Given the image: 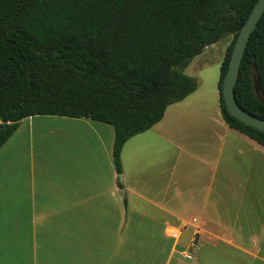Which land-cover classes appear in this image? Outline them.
<instances>
[{
  "label": "crops",
  "instance_id": "1",
  "mask_svg": "<svg viewBox=\"0 0 264 264\" xmlns=\"http://www.w3.org/2000/svg\"><path fill=\"white\" fill-rule=\"evenodd\" d=\"M207 101L198 85L170 105L159 123L128 140L121 155L123 183L114 164L112 125L55 115L21 120L0 149V264H145L144 248L130 246V236H158L178 221L201 237L187 264H207L205 251L216 253L215 264H264V205L260 212L251 206L237 216L225 211L227 197L241 181L235 155L248 157L242 180L264 199V145L224 121L218 88L210 120L213 142L206 144L211 151L203 160L206 183L185 181L176 164L141 163L146 152L159 161L161 141L173 146L175 157L194 158L171 135H186L182 121L202 116ZM45 125L86 133L78 150L62 154L66 164L54 167L42 151L32 149V127Z\"/></svg>",
  "mask_w": 264,
  "mask_h": 264
},
{
  "label": "trees",
  "instance_id": "2",
  "mask_svg": "<svg viewBox=\"0 0 264 264\" xmlns=\"http://www.w3.org/2000/svg\"><path fill=\"white\" fill-rule=\"evenodd\" d=\"M257 1L0 0V128L10 122L0 149L25 118H91L114 127L121 174L124 145L197 90L185 68L227 35L235 39L218 85L223 119L264 145V132L233 117L222 95L236 39ZM235 92L246 111L264 119V15Z\"/></svg>",
  "mask_w": 264,
  "mask_h": 264
},
{
  "label": "rangeland",
  "instance_id": "3",
  "mask_svg": "<svg viewBox=\"0 0 264 264\" xmlns=\"http://www.w3.org/2000/svg\"><path fill=\"white\" fill-rule=\"evenodd\" d=\"M234 39V35L225 36L218 43L207 47L202 54L195 57L189 66L185 68V73L188 76L196 78L201 89L206 91L208 101L204 104L202 116L197 117L194 122L189 123V119L182 121L186 129V135L173 134L171 135V139L176 145H184L188 150L192 151L194 158L187 155L180 157L178 153L175 157L173 155V151L175 150L173 146H168L161 141L159 146V161L156 154L151 153L149 155V152H146V160L141 161L142 164L152 165L154 163L157 165L159 163L160 166L176 164L178 176H183L182 179H185V181L193 180L198 187L206 183L204 178L206 168L203 165V160L207 159L209 155L207 152L211 151L210 147H207L206 144L213 142L211 139L213 125L210 121L214 111V101L212 99L217 88L219 91L221 66L227 57ZM27 127L29 128L28 123ZM26 131L28 132L29 130L26 129ZM32 131V149L42 151L45 154V161L54 167L66 164L67 160L62 154L73 153L78 150L83 142L82 138L86 136V133L83 134L82 131H78L75 127L64 125L33 126ZM7 155L8 153L4 155V158ZM233 163L239 167L238 175L241 181L238 183V187H235L231 195L226 199L225 211L228 213L227 215L237 216L238 214H245L251 206L256 208V210L253 208L254 212H260L264 205V202L261 203V200L264 201V199L258 195L255 189L251 190L250 187H247L242 180L245 172H247L246 167L249 165L248 157L235 155ZM164 231L165 233L158 236H130V246L144 248L140 254H142L145 264L189 263L194 258L197 247L200 244L201 237L199 233L189 234L184 221H178ZM136 253L138 254L137 251H130V256ZM186 254H190L192 259L186 257ZM203 254V258L207 264L216 263V253L205 251Z\"/></svg>",
  "mask_w": 264,
  "mask_h": 264
},
{
  "label": "water",
  "instance_id": "4",
  "mask_svg": "<svg viewBox=\"0 0 264 264\" xmlns=\"http://www.w3.org/2000/svg\"><path fill=\"white\" fill-rule=\"evenodd\" d=\"M263 15L264 0H258L254 5L244 26L238 34L222 89V95L229 113L233 117L244 122L245 124L250 125L262 132H264V119L246 111L238 103L235 90L239 80L241 65L246 52L247 45L259 22L261 21ZM9 124L10 122L4 123L1 126L0 131L6 129ZM123 179V174H119V181L121 183H123ZM122 194L125 195L124 189H122Z\"/></svg>",
  "mask_w": 264,
  "mask_h": 264
},
{
  "label": "built area",
  "instance_id": "5",
  "mask_svg": "<svg viewBox=\"0 0 264 264\" xmlns=\"http://www.w3.org/2000/svg\"><path fill=\"white\" fill-rule=\"evenodd\" d=\"M186 257H188L189 259H192L190 254H186Z\"/></svg>",
  "mask_w": 264,
  "mask_h": 264
}]
</instances>
